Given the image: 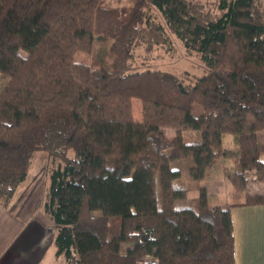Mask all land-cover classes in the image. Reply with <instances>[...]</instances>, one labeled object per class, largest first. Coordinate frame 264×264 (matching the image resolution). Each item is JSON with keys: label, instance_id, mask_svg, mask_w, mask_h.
<instances>
[{"label": "trees", "instance_id": "obj_1", "mask_svg": "<svg viewBox=\"0 0 264 264\" xmlns=\"http://www.w3.org/2000/svg\"><path fill=\"white\" fill-rule=\"evenodd\" d=\"M263 3L0 0V202L9 203L43 149L40 209L64 264L150 255L160 264H235L231 205L209 204L204 186L188 204L171 161L192 158L190 176L203 178L231 133L227 178L238 188L264 183ZM168 32L203 65L192 81L131 65L135 45L150 52ZM184 129L202 140L184 141ZM242 203L262 204L264 192Z\"/></svg>", "mask_w": 264, "mask_h": 264}, {"label": "crops", "instance_id": "obj_2", "mask_svg": "<svg viewBox=\"0 0 264 264\" xmlns=\"http://www.w3.org/2000/svg\"><path fill=\"white\" fill-rule=\"evenodd\" d=\"M35 169L30 166L6 206L0 202V264H64L54 245L56 227L40 209L45 181ZM256 192H264V184ZM242 202L228 203L235 264H264V203Z\"/></svg>", "mask_w": 264, "mask_h": 264}, {"label": "rangeland", "instance_id": "obj_3", "mask_svg": "<svg viewBox=\"0 0 264 264\" xmlns=\"http://www.w3.org/2000/svg\"><path fill=\"white\" fill-rule=\"evenodd\" d=\"M202 2L205 7L213 8L216 0H196ZM264 8V3H263ZM153 16L160 18L159 13L153 9ZM166 41L158 43L154 48L148 52L144 44H137L134 46L133 55L131 58V65L134 69L143 70L147 67L159 68L168 70L184 80L189 82L194 79L196 74L202 71V63L195 53L187 51L182 43L169 32L166 34ZM6 78L0 71V87L5 82ZM201 105L194 103V114H199ZM133 114L134 116L141 117V101L137 97H133ZM166 135L172 137L174 129L166 128ZM182 138L186 142H198L202 140V135L197 129H184L182 130ZM257 138L264 141V129L257 131ZM235 145L234 137L231 133L223 135V153L217 159L213 166L208 168L205 177L195 179L189 174V166L193 164L192 158L176 159L171 161V166L181 168V176L178 181L185 184L188 188L187 203H192L193 198L198 196L199 189L204 186L208 193L209 204H221L223 206L229 205V202L242 201L248 193L256 192L260 181H249L244 188H238L232 185L226 176V172L235 167ZM264 158V155H263ZM45 151L38 149L34 153L31 165L36 167V171L40 172L41 179L47 184L45 175L46 165ZM30 165V166H31ZM251 176V175H250ZM44 185V188H45ZM45 190V189H44ZM44 194V191H43Z\"/></svg>", "mask_w": 264, "mask_h": 264}, {"label": "built area", "instance_id": "obj_4", "mask_svg": "<svg viewBox=\"0 0 264 264\" xmlns=\"http://www.w3.org/2000/svg\"><path fill=\"white\" fill-rule=\"evenodd\" d=\"M135 264H160V262L157 257L150 255L136 259Z\"/></svg>", "mask_w": 264, "mask_h": 264}]
</instances>
